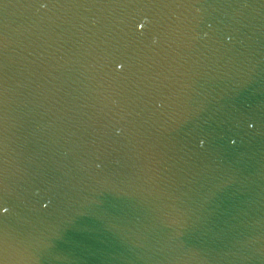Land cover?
Returning <instances> with one entry per match:
<instances>
[{"label": "water", "instance_id": "95a60500", "mask_svg": "<svg viewBox=\"0 0 264 264\" xmlns=\"http://www.w3.org/2000/svg\"><path fill=\"white\" fill-rule=\"evenodd\" d=\"M0 264H264V0H0Z\"/></svg>", "mask_w": 264, "mask_h": 264}, {"label": "clouds", "instance_id": "9594fccd", "mask_svg": "<svg viewBox=\"0 0 264 264\" xmlns=\"http://www.w3.org/2000/svg\"><path fill=\"white\" fill-rule=\"evenodd\" d=\"M142 27V26H141Z\"/></svg>", "mask_w": 264, "mask_h": 264}]
</instances>
